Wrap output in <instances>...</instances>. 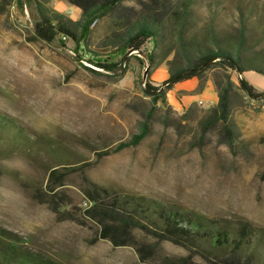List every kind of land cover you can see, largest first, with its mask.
Here are the masks:
<instances>
[{"label":"rangeland","instance_id":"374dc122","mask_svg":"<svg viewBox=\"0 0 264 264\" xmlns=\"http://www.w3.org/2000/svg\"><path fill=\"white\" fill-rule=\"evenodd\" d=\"M39 1L74 20L81 16L69 0H25L23 7L13 0L0 13V116L61 148L68 160L59 163L43 150L30 155L0 143V228L62 264H206L188 249L141 230L120 238L127 244L102 238L101 226L87 213L98 186L264 227V102L241 92L233 95L232 119L245 143L230 149L219 129L203 133L198 123L216 102L196 96L183 109L172 104L201 91L197 78L194 87L187 81L169 91L172 111L144 95L147 73L151 71L153 84L165 81L172 55L165 59L157 50L151 66L149 41L140 53L129 52L130 60L122 59L108 41L109 18L92 24L82 49L70 40L66 46L47 44L34 33ZM146 1L122 3L140 10ZM262 1L197 0V7L205 13L209 5L223 8L231 16L236 3ZM136 54L141 60L132 57ZM98 60L119 66L107 70L97 66ZM215 75L207 71L204 88L212 84L219 98ZM246 75L264 90V75ZM232 78L238 83L236 72ZM143 123L147 134L139 144L115 150L139 133ZM103 151L108 152L99 155ZM52 169H57L53 178ZM56 207L66 212H56Z\"/></svg>","mask_w":264,"mask_h":264},{"label":"trees","instance_id":"16d2710c","mask_svg":"<svg viewBox=\"0 0 264 264\" xmlns=\"http://www.w3.org/2000/svg\"><path fill=\"white\" fill-rule=\"evenodd\" d=\"M13 0H0V13ZM23 7L25 0H17ZM81 9L74 20L68 15L37 2L34 33L38 40L50 45L66 46L70 40L75 49H82L91 33L92 24L103 18L112 21L108 35L110 44L117 46L122 59L130 60L129 52L140 53L147 42L151 66L155 65L157 50L168 60L169 76L153 84L147 73L142 91L169 111L168 92L177 83L193 78L204 88L207 71L214 70L218 101L200 117L203 133L219 129L220 138L230 149L240 141V133L232 119V98L238 92L248 99L264 102V90H258L244 76L247 71L264 75V0L261 4L236 3L235 12L228 16L223 8L209 5L206 13L197 0H148L140 10L127 8L123 0H69ZM138 60L140 57L132 55ZM97 66L115 70L118 62L96 61ZM92 72L97 70L84 65ZM125 70V68H123ZM238 75V83L232 78ZM184 116V115H182ZM147 134L145 123L141 131L115 150L139 144ZM0 143L9 148L32 154L43 150L59 163H66L64 151L43 137H32L13 120L0 116ZM108 151L99 152L104 155ZM57 169L50 171V177ZM92 205L87 213L101 226L102 238L114 245L127 244L120 238L133 236L134 230L144 231L158 241H170L188 249L206 264H264V227L244 219L237 221L209 217L166 203L162 200L122 193L98 186L91 193ZM56 212L65 213L61 207ZM0 264H62L29 249L13 231L0 228Z\"/></svg>","mask_w":264,"mask_h":264},{"label":"crops","instance_id":"0c3cea01","mask_svg":"<svg viewBox=\"0 0 264 264\" xmlns=\"http://www.w3.org/2000/svg\"><path fill=\"white\" fill-rule=\"evenodd\" d=\"M250 71H252V70H250ZM247 72H249V71H247ZM247 72L244 73V76L246 78H247V75H246ZM193 79L187 80V81H190L191 82V86L192 87L196 86V82L193 81ZM187 81H184V82H187ZM181 83H183V82L177 83L174 86V88L171 89L170 91L174 90L175 88L177 90V88H179V86H181ZM196 96H199V97L205 99L206 101H210L212 103H215V102L217 103V101H218L217 94L214 91L213 85L212 84H208L207 87H205L204 89H202L201 91H199L198 94L196 93V95H188V96L187 95H184L180 99H176L175 102H172V101L171 102L174 105V108L176 110H180V109H183L184 107H188L189 104L191 103V101L194 100V98H196Z\"/></svg>","mask_w":264,"mask_h":264}]
</instances>
